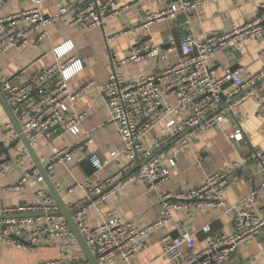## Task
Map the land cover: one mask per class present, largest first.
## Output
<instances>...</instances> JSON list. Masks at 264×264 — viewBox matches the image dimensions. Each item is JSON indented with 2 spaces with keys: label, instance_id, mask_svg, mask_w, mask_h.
Here are the masks:
<instances>
[{
  "label": "built area",
  "instance_id": "built-area-1",
  "mask_svg": "<svg viewBox=\"0 0 264 264\" xmlns=\"http://www.w3.org/2000/svg\"><path fill=\"white\" fill-rule=\"evenodd\" d=\"M9 1L0 0V9ZM45 1L30 0L29 8L0 16L2 52L25 51L34 33L39 32V39H44L48 28L57 22L66 27H105L111 18L120 13L121 0H77L62 6L54 16L44 14L42 7ZM214 1L217 0H178L163 9L148 12L142 26L148 27L174 18L179 13L189 14L199 5ZM132 31L124 29L120 36ZM115 38L111 37V41ZM254 39L263 40L261 54L264 56V0H261L258 13L253 19L241 25L233 24L226 32L211 34L202 40L191 32L182 35L179 40L171 38L168 51L179 50L181 58L161 72L142 75L137 81L128 82L117 70L119 65L128 61L141 62L147 57L158 56L161 45L153 37L138 42L127 56L114 60L113 70L104 89L109 117L118 124L124 146L114 152L112 158L125 156L129 162L122 172L105 183L88 187V181L80 183L79 186L86 187L85 198L73 206L74 209L81 208L74 217L98 264H108L110 259L118 256L130 264L137 256L138 244L156 228L168 226L174 213L202 206L218 207L223 213L232 211L234 230L210 237L206 247L200 250L197 249L194 233L184 231L176 238L162 241L160 258L173 264H222L239 246L262 232L264 217L246 205L253 203L258 194L264 192V179L255 191L233 206H229L225 199L231 187L230 175L243 165V161L232 162L223 170L208 175L198 186L160 193L162 215L155 223L145 227L124 219L117 209L109 210L96 225L88 223V208L114 193L116 186L84 207L86 202L101 194L140 162L145 161L126 181H143L156 187L170 179L167 163L174 165L175 159L165 160L162 151L154 154L144 144L146 135L157 126L164 124L170 129L169 135L154 146L155 149H161L187 129L193 128L180 139L186 144L188 138L211 129L228 113L235 114L240 104L249 97L256 98V115L264 117V68L245 80L240 71L231 70L216 77L210 65V60L219 53L235 46H244ZM73 47L71 41L55 47L57 62L27 81L23 80V71L7 76L0 67V90L34 148L38 147L41 139L50 140L61 125H65L74 135L80 133L79 123L86 113H75L68 119V103L91 87V84L77 93L70 92V80L84 69L80 57L67 56ZM230 83L231 86L226 89ZM252 86L250 91L243 93ZM185 112V118L178 122V117ZM236 125L230 138L248 142L242 118L237 120ZM5 133L12 137L17 155L28 157L21 135L12 122L5 125ZM91 142L88 138L85 144ZM73 155L71 149H63L57 151L48 162L51 165L63 163L72 160ZM253 156L264 170V150L255 147ZM88 160L95 171L103 169L109 162L102 159L95 150L89 152ZM9 168L10 164L6 161L0 164V177L6 175ZM33 173L39 174L35 165ZM25 184L26 179H21L12 188L20 191ZM39 194L43 197L42 202L0 209V216H9L0 219V228L3 229L0 241H7L20 248L26 243L36 245L49 238L65 245L76 242L67 220L58 213L59 207L54 197L44 189H40ZM58 263L52 261L43 264Z\"/></svg>",
  "mask_w": 264,
  "mask_h": 264
},
{
  "label": "crops",
  "instance_id": "crops-1",
  "mask_svg": "<svg viewBox=\"0 0 264 264\" xmlns=\"http://www.w3.org/2000/svg\"><path fill=\"white\" fill-rule=\"evenodd\" d=\"M75 1L77 0H46L43 12L46 16H54L62 6ZM177 1L121 0L120 13L111 18L105 27H66L57 22L48 28L44 39H39V32L34 33L25 51L0 50V67L4 74L13 76L23 71L24 81L57 62L54 48L68 41L74 47L67 56L74 55L82 59L84 69L70 80L69 89L71 93H77L88 84L91 87L68 103L67 113L68 119L75 113H86L79 123L80 133L74 135L65 125H61L50 140L41 139L35 148L69 208H73L78 201H84L86 187L79 186L80 183L88 181L87 187L105 183L122 172L129 162L125 156L112 158L114 152L124 146L118 124L109 117L104 89L113 70L114 60L127 56L138 42L153 37L161 45L158 56L147 57L141 62L128 61L119 65L117 70L128 82H135L142 75L161 72L181 58L179 50L168 51L171 38L179 40L182 35L191 32L202 40L208 35L226 32L233 24L241 25L253 19L261 2L217 0L199 5L189 14L179 13L174 18L148 27L142 26L148 12L163 9ZM30 5V0H10L0 9V16L27 9ZM124 29L133 31L120 36ZM111 37L116 38L111 41ZM262 44V39H254L244 46H235L219 53L210 60L214 76L221 77L231 70L240 71L245 80L253 77L264 68ZM256 108V98L249 97L240 104L235 114L228 113L211 129L188 138L186 144L180 139L170 143L172 139L161 149H155V144L169 135L170 129L162 124L151 130L146 135L145 148L154 154L162 151L165 160L175 159L174 165L167 163L170 179L156 187L143 181H122L116 186L114 193L88 208V223L96 225L109 210L117 209L120 216L140 227L151 225L162 215L160 193L198 186L208 175L223 170L232 162L244 163L230 175L231 187L225 194L227 204L233 206L250 195L264 179L263 167L253 156L255 147L264 150V117L256 115ZM185 115L187 112L178 117V122ZM240 118L244 122L246 143L230 138ZM8 122L12 121L0 102V154L10 164L6 175L0 177V209L42 202L40 189L51 194L30 154L23 158L17 155L12 137L5 133ZM88 138L92 142L86 145ZM67 148L74 151L72 160L54 165L48 162L57 151ZM91 150L97 151L102 159L109 160L103 169L95 171L91 166L88 160ZM33 165L38 170V175L33 173ZM91 169L93 171L89 173ZM21 179H26L25 187L15 191L12 187ZM246 207L264 217V192L258 194L255 201ZM2 230L0 228V232ZM232 230V211L223 213L220 208L213 206L177 211L168 226L156 228L138 244L137 256L130 264H173L160 258L161 243L184 231L194 233L197 249L200 250L206 247L210 237ZM52 261H59L58 264L89 263L77 240L65 245L49 238L36 245L26 243L22 248L0 241V264H43ZM108 262L127 264L119 256ZM222 264H264V228L258 237L239 246Z\"/></svg>",
  "mask_w": 264,
  "mask_h": 264
},
{
  "label": "water",
  "instance_id": "water-1",
  "mask_svg": "<svg viewBox=\"0 0 264 264\" xmlns=\"http://www.w3.org/2000/svg\"><path fill=\"white\" fill-rule=\"evenodd\" d=\"M252 87H249L248 89H246L243 93H246L248 91H250ZM0 102L2 104V106L4 107V109L6 110L9 118L11 119L12 123L14 124V126L16 127V129L18 130V132L21 135V139L28 151V153L30 154V156L32 157L35 165L37 166L38 170L40 171L42 177L44 178V181L46 182L52 196L54 197L59 210L58 213L63 215L65 217V219L67 220L70 228L72 229V231L74 232V235L76 237L77 242L79 243L81 249L83 250L87 261L90 264H98L96 257L94 256V254L92 253L91 249L89 248L82 232L80 231V228L77 225V222L75 220V214L81 209V208H69L67 206V204L64 202L62 196L60 195L57 187L54 185L49 173H48V169L46 168V166L44 165V163L42 162L41 158L38 156L35 148L31 145V143L29 142V140L27 139L26 135L23 133L22 128L20 126V124L18 123L15 115L13 114L10 106L8 105L3 93L0 90ZM226 106V105H225ZM193 128H189L187 129L184 133L180 134L179 136H177L176 138L173 139V141H171L170 143H174L175 141H177L178 139H181L182 137H184L189 131H191ZM9 159V158H8ZM6 160H3L2 162H4ZM145 162V161H144ZM144 162H140L138 163L134 168H132L130 171H128L127 173H125L124 175H122L121 177H119L118 179H116L113 183H111L108 187H106L104 189V191L101 194L95 195L92 200L88 201L85 203L84 207H86L88 204H90L92 201L98 199L102 194L108 192L109 190H111L112 188H114L115 186H117L119 183H121L122 181H124L126 178H128L131 174H133ZM9 216H0V219L2 218H6ZM178 236V234L174 237L176 238Z\"/></svg>",
  "mask_w": 264,
  "mask_h": 264
},
{
  "label": "trees",
  "instance_id": "trees-1",
  "mask_svg": "<svg viewBox=\"0 0 264 264\" xmlns=\"http://www.w3.org/2000/svg\"><path fill=\"white\" fill-rule=\"evenodd\" d=\"M92 171H93V169H91V170L89 171V173H92Z\"/></svg>",
  "mask_w": 264,
  "mask_h": 264
}]
</instances>
